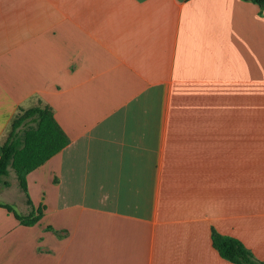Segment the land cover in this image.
I'll return each mask as SVG.
<instances>
[{"label": "crops", "instance_id": "0c3cea01", "mask_svg": "<svg viewBox=\"0 0 264 264\" xmlns=\"http://www.w3.org/2000/svg\"><path fill=\"white\" fill-rule=\"evenodd\" d=\"M254 105L248 1L0 0V147L37 106L69 140L26 176L35 225L0 207V264H232L212 231L264 262V132L231 113Z\"/></svg>", "mask_w": 264, "mask_h": 264}, {"label": "trees", "instance_id": "16d2710c", "mask_svg": "<svg viewBox=\"0 0 264 264\" xmlns=\"http://www.w3.org/2000/svg\"><path fill=\"white\" fill-rule=\"evenodd\" d=\"M245 1L264 8V0ZM68 143L48 106L21 110L11 121L7 139L0 147V185L7 186L5 179L9 176V170H13L18 187L25 196L28 212L19 214L9 206L0 207L13 213L21 225L31 227L42 216V210L34 209L30 202L26 176L63 150ZM211 242L219 257L232 264H264L236 238L212 231Z\"/></svg>", "mask_w": 264, "mask_h": 264}, {"label": "rangeland", "instance_id": "374dc122", "mask_svg": "<svg viewBox=\"0 0 264 264\" xmlns=\"http://www.w3.org/2000/svg\"><path fill=\"white\" fill-rule=\"evenodd\" d=\"M254 107L255 109H253ZM231 113L234 121L233 132H245L246 126L244 123L247 122L250 124L249 132H264V109H258L254 105L250 109L242 110L236 106ZM223 115L224 111L219 113L220 117H223ZM5 182L7 186L0 185V205L9 206L13 210L16 209L21 214L23 210L22 207L24 206V197L22 191L18 187L13 170H9V176L5 179Z\"/></svg>", "mask_w": 264, "mask_h": 264}]
</instances>
